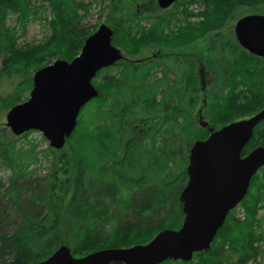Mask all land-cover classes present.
I'll return each mask as SVG.
<instances>
[{
	"label": "trees",
	"instance_id": "16d2710c",
	"mask_svg": "<svg viewBox=\"0 0 264 264\" xmlns=\"http://www.w3.org/2000/svg\"><path fill=\"white\" fill-rule=\"evenodd\" d=\"M119 2L111 0V5L117 8ZM175 4L174 23L146 27L136 13L113 26V42L131 52L139 49L136 41L141 39L190 41L250 10L264 11V0H178ZM193 5L200 9L193 11ZM90 8L84 0H0V107L9 108L28 96L37 69L79 54L86 37L97 28L91 31L82 25ZM11 14L17 15V23L8 27ZM35 21L48 30L46 37L19 46L26 26ZM241 64L230 65L223 88L208 106L207 119H216L217 114L226 118L217 127L264 106V68L247 63L240 69ZM113 68H118L114 75L110 74ZM152 69L125 59L93 78L99 90L94 100L99 102L82 120L78 118L68 138L76 133L80 139L71 144L75 156L66 173L56 166L53 147L40 157L37 143L27 139L34 131L14 140L0 138V166L10 170L8 185L0 177V264H31L61 244L82 256L96 250L98 242L106 247L147 243L160 230L182 225L181 191L188 179L190 147L209 134L189 116L197 108L200 84L194 68L182 79L166 72L161 77ZM241 103L246 108L238 116L226 112ZM263 138L264 120L255 127L244 154L261 145ZM49 157L48 176L31 179L35 165L38 168L42 158ZM238 208L243 215L237 214ZM261 208L264 167L252 178L245 198L229 212L208 250L196 252L191 260L167 259L160 264H264Z\"/></svg>",
	"mask_w": 264,
	"mask_h": 264
},
{
	"label": "water",
	"instance_id": "95a60500",
	"mask_svg": "<svg viewBox=\"0 0 264 264\" xmlns=\"http://www.w3.org/2000/svg\"><path fill=\"white\" fill-rule=\"evenodd\" d=\"M168 8L177 0H157ZM115 30L106 23L86 37L72 60L56 59L37 69L28 98L14 104L6 124L15 135L39 131L55 149L62 148L78 124L81 109L99 96L93 78L124 54L113 43ZM237 40L251 53L264 56V14L249 13L235 25ZM264 120V106L248 118L210 129L190 147L188 179L181 191L182 225L164 228L147 243L110 246L76 256L61 244L43 260L31 264H160L167 259L191 260L208 250L229 212L247 195L252 178L264 167V145L244 154L255 127Z\"/></svg>",
	"mask_w": 264,
	"mask_h": 264
},
{
	"label": "rangeland",
	"instance_id": "374dc122",
	"mask_svg": "<svg viewBox=\"0 0 264 264\" xmlns=\"http://www.w3.org/2000/svg\"><path fill=\"white\" fill-rule=\"evenodd\" d=\"M84 2L87 4L91 3V8L89 16L82 22V25L87 28H90L91 31L93 30V27L95 28L97 26L98 28L102 23H106L110 27H113L121 19L126 18L127 16L135 15L136 13L139 21H141V24L146 27L162 24V22L164 21L171 24L175 22L174 18L172 20V14L174 12V9L177 10V4H175V6L173 4L170 8L167 9L160 8L157 0H139L138 2L134 0H120L119 3L121 5L119 7L117 6V8L113 4L111 5V0H84ZM177 2L178 1H176V3ZM190 9L196 11L200 9V7L193 5ZM262 9L259 8L257 10L254 9L253 11L250 10L247 14H264V11H260ZM149 14H151L153 18L148 19L147 15ZM16 17V14H11L9 16L6 22L8 27H12L17 23ZM176 17H178V15ZM235 25L236 21L228 20L224 26L215 30L207 31L202 36L192 39L190 41L189 39H184V37L173 39L171 41L169 39H162L160 41L159 39H157L154 41L149 40L144 42L145 39H141L139 41H136L139 43V49H137L136 51L132 50L131 52L125 50V48L121 45L117 46L121 48L126 59L133 60L135 62H137L138 59L148 57L151 58L154 56L155 53H159L157 55L163 57L165 61L167 60L171 64L174 70V76L180 79H182L183 74H185L186 76L189 75L193 68L197 77V71L203 68L206 71V76L204 78L206 79L204 83V89L199 87V93L197 96L199 102L197 108L193 113L189 114L191 119H194L198 122V111L200 110L203 116H206L207 112H209L208 106L210 104V101L212 100L214 95L222 89L224 84L222 83L223 76L226 75L228 71L230 72L229 67L232 63L242 61L243 64H241L240 69L246 67L247 63H254L257 66H262L264 68V59H250V56L248 54L242 52V47L240 46V43L235 35ZM43 26L44 25L40 21L29 23L26 26L24 33L18 39V45L23 47L26 43H39L40 41H42L46 37V34L48 32V30L45 29ZM166 31L169 32V29L166 28ZM158 44H160V47H158ZM1 65L2 59L0 60V68ZM189 68H191V70L188 73ZM116 70H118V68H113L110 74H116ZM158 74L159 76H161V73ZM188 79L191 80V78L189 77ZM196 80L199 81L200 79L197 78ZM27 95H29V93ZM217 95L218 94H216V96ZM27 98L28 96L26 98L24 97L20 102L25 101ZM97 102H99L98 99H92L91 101H89L86 104L87 106L85 105L86 107L84 106L81 109L78 118L81 119L85 112H87L89 109H93ZM243 105L244 104L242 103L240 104V106L239 104H235L234 106H231V108L228 107L226 109V112L228 113L229 111L230 114L233 113L232 116H238V111L245 110L246 108ZM11 107H0V138L7 141L14 140L17 136H19L15 135L6 124V114ZM222 115L223 114H217L216 119L211 120V123H213V121L216 122L217 125L215 126V128L217 129L220 128L217 126H220L226 120V118ZM249 116L251 115H246L242 118H248ZM80 126H82V122L79 124L78 129H80ZM42 136L43 135L41 132L34 131L31 132V134L27 137V139H30L37 143V150L39 151L40 157H42L43 151L50 146L46 138L43 139ZM78 139H80L79 135H76V133L73 134V137L70 141L67 140L62 148L56 149L54 152L56 156V161H58V164H56V166L60 167L61 170L64 172L67 169L71 170L74 159L73 156H75V152H73V150L71 149V144H73L74 141ZM262 140L263 141L261 142V144L264 145V138ZM51 161V157L42 158V160L38 164V168H36L35 165L36 172L30 175V178L45 179L51 170ZM59 162L63 163L60 164ZM62 173L63 172H61V174ZM9 175L10 170L0 166V177L3 179L5 185H8ZM68 176L69 174H65L63 177L67 178ZM239 209L240 208H238L237 214L243 215L242 210L240 211ZM259 214L264 215V208H261L259 210ZM93 248H96V250H98L106 248V246H103V243L98 242L94 244Z\"/></svg>",
	"mask_w": 264,
	"mask_h": 264
},
{
	"label": "flooded vegetation",
	"instance_id": "af4514ba",
	"mask_svg": "<svg viewBox=\"0 0 264 264\" xmlns=\"http://www.w3.org/2000/svg\"><path fill=\"white\" fill-rule=\"evenodd\" d=\"M178 1V0H177ZM173 5V4H172ZM171 5V6H172ZM170 6V7H171ZM170 7H168V8H170ZM167 9V8H166ZM238 20V19H237ZM237 20H236V22H237ZM237 38V37H236ZM155 43V42H154ZM240 46H241V44H240ZM158 47H160V44H158ZM242 47V52L243 53H246V54H248L251 58H256V59H264V56H259V55H256V54H253V53H251L248 49H245L243 46H241ZM157 54H159V53H155L154 54V56L153 57H148V58H143V59H138L137 60V62L139 63V67H149V66H152L153 67V69H152V72H158V73H161V77L163 76V73H167L168 75H170V76H172V77H174L175 78V76H174V70H173V68H172V66H171V64L166 60L165 61V59L163 58V57H160V56H158ZM125 60V59H124ZM126 60H128V59H126ZM116 65V64H115ZM191 65V64H190ZM111 67V66H110ZM190 67H192V66H190ZM203 69V68H202ZM200 69L199 71H197L198 72V75H197V77L200 79L199 80V84H200V87L201 88H203L204 89V83H205V80L206 79H204L205 78V76H206V74H205V70L203 69ZM166 70H168V71H166ZM190 70H191V68H189V70H188V73L190 72ZM229 72V71H228ZM228 72L226 73V74H228ZM200 75V76H199ZM183 76H185V74H183L182 75V77ZM223 83V82H222ZM223 88V87H222ZM200 113V114H199ZM171 115V114H170ZM169 115V116H170ZM202 115V113H201V111L199 110L198 111V122L196 121V123H198L199 125H201L202 127H205L206 128V130H207V132L210 134L211 132H210V129H214V130H216L217 128H215V123L213 122V123H211L212 121H210L209 119H207V114H206V116H201ZM208 134V135H209ZM182 210H183V202H182Z\"/></svg>",
	"mask_w": 264,
	"mask_h": 264
},
{
	"label": "bare ground",
	"instance_id": "6f19581e",
	"mask_svg": "<svg viewBox=\"0 0 264 264\" xmlns=\"http://www.w3.org/2000/svg\"><path fill=\"white\" fill-rule=\"evenodd\" d=\"M262 145V144H261Z\"/></svg>",
	"mask_w": 264,
	"mask_h": 264
}]
</instances>
